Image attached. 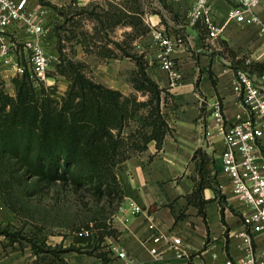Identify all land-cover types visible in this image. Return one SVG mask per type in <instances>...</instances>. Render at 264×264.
<instances>
[{
    "label": "crops",
    "instance_id": "1",
    "mask_svg": "<svg viewBox=\"0 0 264 264\" xmlns=\"http://www.w3.org/2000/svg\"><path fill=\"white\" fill-rule=\"evenodd\" d=\"M53 1L87 6L101 0ZM154 1L161 14L151 13L148 17L144 14L143 20L147 25L151 22L158 28L166 18L175 21L170 13L162 10V5L167 6L177 19L185 18L190 6V0ZM29 2L32 6L41 4L40 0ZM212 4L222 31L217 38L210 39L201 24L188 25L191 32H186L187 45L185 42L172 53L182 73V82L177 88H168L166 73L153 63L154 47L150 32L146 34L150 40L146 56L147 74L164 90L162 99L168 94L161 110L169 132L159 149L151 142L145 151L132 155L116 167L121 198L107 223L106 230H110L111 234L104 236L98 250L108 261L104 262L96 255L70 252L63 257L66 264H222L225 258L238 255L236 245L239 240L233 235L242 230L243 207L232 194L229 179L221 172L223 145L212 124L211 113L215 102H219L225 118L232 121L242 109L233 90L237 77L229 60L224 59L226 52L220 43L225 42L236 58L246 56L259 62H264V44L259 38L257 25L244 26L226 21L228 4L225 0H212ZM256 12L264 20V0H260ZM54 48L57 51L55 44ZM115 51L119 53L118 49ZM107 60L119 61V58ZM104 85L123 94L133 91L131 83L126 92L115 83ZM197 149H202L213 158L218 183V193L210 188L203 190L205 217L187 200L194 189V179L198 177L192 161ZM134 206H139L141 210L134 212ZM0 210V227L12 223L14 212L6 207H0ZM149 223L155 225L153 232L172 234L181 239L177 253L162 242L158 245L157 254L150 252L154 244ZM15 244H10L0 234V264H38L31 248L29 252L25 248H15ZM121 250L126 255L124 258L118 257Z\"/></svg>",
    "mask_w": 264,
    "mask_h": 264
},
{
    "label": "trees",
    "instance_id": "2",
    "mask_svg": "<svg viewBox=\"0 0 264 264\" xmlns=\"http://www.w3.org/2000/svg\"><path fill=\"white\" fill-rule=\"evenodd\" d=\"M115 1L102 15L91 13L99 25L93 28V33L81 29L80 20L72 26L69 24L64 35L59 33L60 26L56 28V49L60 54L56 73L69 81L60 101L54 97V87L36 86L28 70L13 78V96L4 92L0 80V197L14 213L17 212L14 202L3 194L2 175L8 169V173H17L24 180L35 179L48 185L69 182L78 187L85 181L93 182L96 193H106L119 199L122 191L117 181L116 167L132 155L145 151L151 142L159 149L169 132L161 110V104L168 94L162 99L164 90L147 74V61L142 56L129 53L124 42L108 38L103 44L96 43L99 32L103 31L107 36V32L117 26L137 29L140 32L136 37L150 31L142 19L145 14L142 0ZM88 6L77 7L73 15H81L88 10ZM161 8L177 20L167 6L162 5ZM155 13L161 14L158 10ZM64 15L67 17V14ZM161 18L163 21V15ZM66 22H69L68 18ZM200 31L203 32L202 29ZM72 39L87 53L93 51L102 59L133 60L135 69L129 81L134 90L146 93L148 99L139 102L134 95H125L95 82L85 75L82 63L62 58V42ZM220 44L230 56L228 58L236 76L239 72H245L264 81V62L246 56L236 58L225 42ZM116 49L119 53H116ZM192 161L198 177L194 179V189L187 200L205 217L203 190L210 188L218 193L214 160L202 149H197ZM107 228V224L95 226V242L90 239V233L79 234L81 230H78L72 243L65 247L47 246L44 240L39 239L29 241V246L38 264H66L63 257L70 252L96 255L107 262L108 258L98 251L104 236L111 234ZM86 229L93 230V227ZM0 234L10 244L18 241L14 233H9L7 226L0 227Z\"/></svg>",
    "mask_w": 264,
    "mask_h": 264
},
{
    "label": "built area",
    "instance_id": "3",
    "mask_svg": "<svg viewBox=\"0 0 264 264\" xmlns=\"http://www.w3.org/2000/svg\"><path fill=\"white\" fill-rule=\"evenodd\" d=\"M225 1L228 4L226 21L257 25L264 44V20L256 12L260 0ZM45 12L44 5L32 6L29 0H0V67L14 76L28 70L36 86L46 80L54 60L59 63V55L49 51L45 44ZM185 20L191 26L201 24L210 39L217 38L222 31L212 0H190ZM148 26L154 47L153 63L166 73L168 88H177L181 85L182 73L172 53L184 46L185 39L182 34H170L151 22ZM236 77L233 90L242 109L232 121L225 118L219 102H215L211 113L212 124L223 145L221 172L229 179L231 192L243 207L242 230L233 235L239 240L238 255L225 258L222 264H264V83L257 85L245 72H239ZM140 210L139 206L133 207L134 212ZM148 228L152 232L156 229L154 223H149ZM88 233L89 230L82 229L79 234ZM151 241L152 254L158 253L161 242L176 253L181 245L178 236L160 232H153ZM125 256L124 251L118 252V257Z\"/></svg>",
    "mask_w": 264,
    "mask_h": 264
},
{
    "label": "rangeland",
    "instance_id": "4",
    "mask_svg": "<svg viewBox=\"0 0 264 264\" xmlns=\"http://www.w3.org/2000/svg\"><path fill=\"white\" fill-rule=\"evenodd\" d=\"M40 2L46 8L43 19V24L47 31L45 44L50 48L49 51L60 55L54 50V44L56 45L57 39V27L60 26L58 28L59 33L64 35L66 34L65 28L69 24L72 26L76 21L80 20L81 29L93 33V28L99 27V25L91 13L102 15L110 7V4H114L117 1L101 0L92 2L88 6V10L81 15H73L77 11L78 5L69 3L57 4L53 0H40ZM142 8L147 17L159 9L154 0H142ZM64 13L67 14V17ZM144 17L145 15L142 16V19ZM66 18L69 19V22H66ZM144 24L147 25L146 22ZM160 25L161 29L166 32L182 34L187 45L186 32H191V30L188 28L184 17H180L175 21L166 18ZM138 29L141 30V28ZM139 32L137 29L133 30L130 26H117L109 30L107 36H105L103 31L99 32L96 37V43L103 44L108 38L113 41L124 42L129 53L137 57L142 56L147 61L146 56L149 53L150 40L147 37L148 34H140L136 37ZM62 45H64V49L61 57L82 63L83 72L88 78L103 85L105 83H115L126 92V87L130 85L131 72L135 69L133 60L128 58H120L119 61L102 59L93 51L87 53L80 45L75 44V39L69 42L63 41ZM225 54L224 59L229 60L228 62L230 63L228 58L230 56L227 55V52ZM56 64V60H54L42 85L54 87V97L60 101L65 94L69 81L65 77L57 75ZM14 77L12 73L3 67L0 69V80L3 90L11 96L14 95L12 83ZM251 79L257 85L264 83L255 76L251 77ZM124 94L134 95L139 102L148 99L146 93L134 89L132 92ZM8 170L2 175L4 180L3 194L6 199L14 202L17 212L14 213L12 223L3 226H7L9 233L16 235L18 241L15 244V248L17 249L23 250L25 248L30 252L29 241L34 239L44 240L47 246L62 245L65 247L72 243L78 230L86 229L90 226L93 227V230H89L90 239L95 242V226L103 227L107 224L114 210H116L118 197H110L106 193H96L93 182L85 181L78 187L73 186L69 182L66 184L56 182L48 185L38 183L35 179L24 180L17 173L12 171V173H8ZM5 183H8L7 187H5ZM0 207L1 209L6 207L10 210L2 202L1 197ZM86 248L91 249V247Z\"/></svg>",
    "mask_w": 264,
    "mask_h": 264
}]
</instances>
